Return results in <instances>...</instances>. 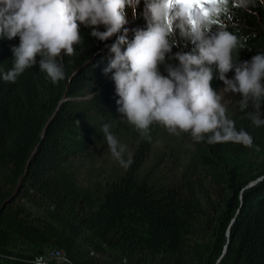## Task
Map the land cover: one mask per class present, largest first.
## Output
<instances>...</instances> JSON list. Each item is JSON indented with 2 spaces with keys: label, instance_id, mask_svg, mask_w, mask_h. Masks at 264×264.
<instances>
[{
  "label": "trees",
  "instance_id": "16d2710c",
  "mask_svg": "<svg viewBox=\"0 0 264 264\" xmlns=\"http://www.w3.org/2000/svg\"><path fill=\"white\" fill-rule=\"evenodd\" d=\"M215 7L211 31L226 28L245 42L234 59L264 53L263 5L244 10L224 0ZM146 27L140 0L128 39ZM90 33L81 24L82 43L74 46L75 54L57 57L65 79L53 83L39 69V56L14 83L0 78V259L4 264L36 263L29 261L34 251L12 249L25 245L62 249L70 264H264V125L253 123L251 104L242 111L236 94L228 118L251 134L252 147L210 145L194 141L190 133L171 137L169 132L163 152H176L172 140L178 135L180 148L190 146L186 164L174 175L143 173L160 124L154 122L142 136L124 122L108 88L115 70L104 72L117 37L100 41ZM177 40L160 65L164 75L168 65L179 63L176 52L194 47ZM19 42V36L0 37V74L12 68V47ZM212 68L211 84L218 92L224 83ZM227 75L233 77L234 71ZM99 85L104 89L100 94ZM90 92L96 94L93 101L84 99ZM105 124L110 131L129 129L125 141L133 163L128 168L115 164L113 178L100 187L88 178L93 184L84 182L70 160L88 156L93 146L105 142Z\"/></svg>",
  "mask_w": 264,
  "mask_h": 264
},
{
  "label": "clouds",
  "instance_id": "9594fccd",
  "mask_svg": "<svg viewBox=\"0 0 264 264\" xmlns=\"http://www.w3.org/2000/svg\"><path fill=\"white\" fill-rule=\"evenodd\" d=\"M233 6L250 10L264 5V0H232ZM140 0H0V37L19 36V45L12 47L13 66L0 74L6 82L17 78L36 64L53 83L65 79L61 53L72 56L82 43L80 25L91 28V35L100 41L113 36L109 51L114 54L105 73L115 70L113 80L119 99L118 111L142 136H147L156 122L170 133H190L196 142L214 145L233 142L253 146V137L226 115L222 96L212 87L213 68L223 81L225 92L239 94L243 111L251 106V119L264 125V53L250 60L234 59L237 48L245 42L226 28L211 31V15L217 8L197 11L177 0H144L146 29H137L129 40L127 10H136ZM101 27L103 30H101ZM120 33L119 35H117ZM177 36L190 41L191 51L174 54L177 65L167 66V75L160 71L166 55L178 44ZM122 45L126 48L122 50ZM234 71L229 78L228 73ZM104 138L112 157L124 168L132 163L127 146L121 144L103 125ZM36 264H43L37 260Z\"/></svg>",
  "mask_w": 264,
  "mask_h": 264
},
{
  "label": "rangeland",
  "instance_id": "374dc122",
  "mask_svg": "<svg viewBox=\"0 0 264 264\" xmlns=\"http://www.w3.org/2000/svg\"><path fill=\"white\" fill-rule=\"evenodd\" d=\"M213 7H215V5H212V4L207 5L208 10L212 9ZM127 12H128L127 14L128 23L124 27L127 28L129 32L132 28V25L134 23V19L136 16L132 15L131 9H128ZM224 87L225 85L223 84L222 88L217 93L222 96L221 103L226 107V115L228 116L230 113L233 112L231 110L236 108V105H237L236 101L238 100V98L235 93L225 92ZM108 88L113 90L112 91L113 98L115 99V102H116L119 99V96L116 93V89H113L115 88V82L112 81ZM96 90L99 94L102 91H104V89L102 88L100 89V85L98 89ZM95 97H96V94L94 92H90L85 96L84 99L93 101ZM115 107L119 108V105L117 104L115 105ZM123 120L125 123H128L126 118L123 117ZM164 130H165V127L160 124V130L158 131L159 134L157 137L156 146L154 147V150L150 152L149 156H147V159L142 169L143 173L151 172V171L154 173L156 171L158 172L161 170L162 172L171 171V175H174L175 173H173V171H176V170L179 171L181 168V165H184L187 162V159L190 155V151H189L190 146L185 144V148H180L181 145L178 143L180 141V137L176 134H175L176 135L175 140L174 141L172 140V145L174 146L172 148L176 152L181 149L179 152V157L175 159V157L177 156V153L170 152L171 148L167 149L166 152H163L165 136L167 137H170V135L171 137L174 136V133H171L170 135H168L169 131L167 133H163ZM111 131L115 135V137L120 141L121 144H124L127 146V151L125 152V159H127L128 153H132V148L129 146V142L128 143L126 142L128 141L127 133H129V129H127L124 125L120 128L113 127ZM91 154H94V155H91ZM70 163L73 166H79V173L84 182H87L91 185L93 184V182L91 181L99 182L100 187L102 185L105 186L106 182L113 178V175H112L113 167H115V164H118V162L112 157L109 151V148L107 146L106 140L104 143H101V145L98 148H95V146H93L91 152L88 153V156H82L79 158L71 159ZM86 178L90 179L91 181L86 180ZM12 249H15L16 251L22 250L26 252L34 251L33 253L35 254L34 260L37 261V259L42 260L40 257L42 253L52 248H48V247L39 248L38 247L36 250L33 247H28L25 245H22V246L14 245ZM42 262L43 264H56L54 261L44 262L42 260ZM4 263L5 262H3V260L0 259V264H4Z\"/></svg>",
  "mask_w": 264,
  "mask_h": 264
},
{
  "label": "built area",
  "instance_id": "2783aa9c",
  "mask_svg": "<svg viewBox=\"0 0 264 264\" xmlns=\"http://www.w3.org/2000/svg\"><path fill=\"white\" fill-rule=\"evenodd\" d=\"M40 257L44 262L54 261L57 262L58 264H70V260L67 257L65 251L58 248L49 249L48 251L42 253ZM29 261L34 262L36 260H29Z\"/></svg>",
  "mask_w": 264,
  "mask_h": 264
},
{
  "label": "snow or ice",
  "instance_id": "6c2138e0",
  "mask_svg": "<svg viewBox=\"0 0 264 264\" xmlns=\"http://www.w3.org/2000/svg\"><path fill=\"white\" fill-rule=\"evenodd\" d=\"M178 3H187L197 11H208L207 5L222 3L224 0H177Z\"/></svg>",
  "mask_w": 264,
  "mask_h": 264
},
{
  "label": "water",
  "instance_id": "95a60500",
  "mask_svg": "<svg viewBox=\"0 0 264 264\" xmlns=\"http://www.w3.org/2000/svg\"><path fill=\"white\" fill-rule=\"evenodd\" d=\"M263 177H261L259 180H261ZM258 181V180H257ZM257 181H254V182H252L250 185H253V184H255V183H257Z\"/></svg>",
  "mask_w": 264,
  "mask_h": 264
}]
</instances>
